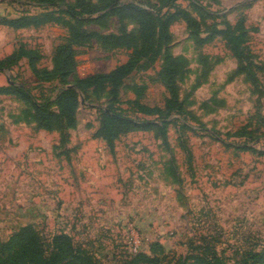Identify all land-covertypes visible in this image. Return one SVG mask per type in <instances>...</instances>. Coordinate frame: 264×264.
<instances>
[{"label":"rangeland","instance_id":"374dc122","mask_svg":"<svg viewBox=\"0 0 264 264\" xmlns=\"http://www.w3.org/2000/svg\"><path fill=\"white\" fill-rule=\"evenodd\" d=\"M194 1L210 12L207 23L244 19L251 49L263 66L258 75L264 91V0ZM76 2L61 0L55 10ZM190 2L178 4L192 10ZM42 11L0 3L2 19ZM98 15L82 28L117 32L116 16ZM125 24L136 29L135 22ZM170 31L169 52L182 66L177 78L182 108L167 119L174 121L166 137L155 126L160 120L136 114L131 103L135 89H141L144 104L166 103L168 93L155 80L159 61L143 62L119 87L114 107L138 122H154L121 135L113 153L93 136L103 110L113 103L107 90L80 93L76 122L62 136L37 128L30 106L19 99L0 97V245L33 225L45 239L70 235L99 264H133L135 254H150L156 242L164 250L162 264L207 255L210 246L226 264H243L250 251L264 253V155L236 148L248 143L264 153V95L257 112V96L236 72L237 62L220 38L199 48L185 23L173 24ZM66 37V28L52 23L20 30L0 24V60L21 47L34 49L38 67L51 69L53 51ZM129 53L97 42L80 47L70 81L109 72ZM9 83L29 88L40 101H54L61 87L38 80L26 59L0 72V86ZM244 126L253 131V140L235 135ZM252 263L264 264V255Z\"/></svg>","mask_w":264,"mask_h":264},{"label":"trees","instance_id":"16d2710c","mask_svg":"<svg viewBox=\"0 0 264 264\" xmlns=\"http://www.w3.org/2000/svg\"><path fill=\"white\" fill-rule=\"evenodd\" d=\"M61 0H6L5 4L28 5L43 9L35 15L22 14L13 18L0 16V24L13 30L28 27H39L52 23L61 25L67 30L64 42L55 47L52 54L51 69H40L37 65L39 55L34 49L20 48L17 52L0 60V72L26 59L32 74L46 82L56 81L61 86L54 101L50 98L40 101L31 93V90L18 83H9L0 86L1 96H13L32 110V120L37 128L46 131L57 130L59 136L65 134L68 127L76 122V110L80 104V93L97 89L108 91L113 103L103 110V117L93 136L100 139L111 153L121 135L135 127H148L153 120L138 122L126 115L120 107H114L118 102L119 87L124 80L132 75L143 62L153 65L160 62V68L155 73L156 82L160 83L168 98L162 107L149 106L140 101L141 89H135L136 99L131 103L136 114L155 117L160 120L156 124L159 133L166 137L168 125L174 121L167 120L170 116L179 115L182 104L178 101V75L181 65L169 52L172 41L171 26L183 22L190 36L199 48L220 38L225 47L237 62V73L242 75L250 90L257 96V112L261 97L264 95L258 72L263 66L251 49V36L245 26L243 18L233 24L222 22H206L208 16L202 5L190 0L192 10L179 5L181 0H99V3L90 4L86 0H77L75 6L60 7ZM53 9V10H52ZM196 13L197 19L193 16ZM206 13V14H205ZM99 14L97 19L106 15H114L119 21V28L115 33L100 34L85 30L82 24ZM206 15V16H205ZM135 22L136 29L132 30L125 24ZM93 42L113 49L130 51L128 59L106 73H96L90 76L70 79L77 68V49L90 46ZM258 114V113H257ZM181 129H187L181 124ZM238 137H249L252 140L253 131L244 126L235 133ZM248 139V138H247ZM67 139L63 138V143ZM237 149L257 152L254 147L243 143L236 145ZM207 255L185 257L180 264H226L223 257L214 246ZM164 250L159 243L150 246V254L137 253L132 259L133 264H162L160 257ZM244 254V253H243ZM243 264L256 263L263 258L264 253L248 252ZM0 264H99L91 254L73 244L72 238L66 233L54 234L49 239L42 238L33 225H25L15 231L0 245Z\"/></svg>","mask_w":264,"mask_h":264},{"label":"crops","instance_id":"0c3cea01","mask_svg":"<svg viewBox=\"0 0 264 264\" xmlns=\"http://www.w3.org/2000/svg\"><path fill=\"white\" fill-rule=\"evenodd\" d=\"M0 3H5V1L4 0H0Z\"/></svg>","mask_w":264,"mask_h":264}]
</instances>
